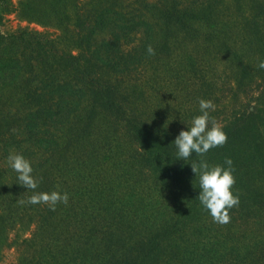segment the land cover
I'll return each mask as SVG.
<instances>
[{"label": "trees", "instance_id": "1", "mask_svg": "<svg viewBox=\"0 0 264 264\" xmlns=\"http://www.w3.org/2000/svg\"><path fill=\"white\" fill-rule=\"evenodd\" d=\"M127 1H77L86 31L73 41L76 54L45 31L0 28V142L35 152L39 181L26 189L15 171L0 175V239L17 221L20 232L33 227L18 264H264V0H138L130 10ZM70 3L22 0L19 13L65 27ZM194 41L202 57L187 49ZM164 75L173 86L159 85ZM251 90L217 123L227 141L203 154L233 161L240 199L219 223L173 140L199 114L194 101L231 94L233 103ZM120 136L136 146L124 148ZM54 189L68 201H27Z\"/></svg>", "mask_w": 264, "mask_h": 264}, {"label": "clouds", "instance_id": "2", "mask_svg": "<svg viewBox=\"0 0 264 264\" xmlns=\"http://www.w3.org/2000/svg\"><path fill=\"white\" fill-rule=\"evenodd\" d=\"M149 54L154 53L151 44L147 46ZM259 68H264V59L258 61ZM215 105L211 99L201 97L199 99L200 112L194 115L188 127L182 128L173 140L176 145V158H182L185 163L191 162L192 170L199 177V199L201 204L210 211L213 219L219 223H227L230 220L229 210L239 203V195L233 191L235 175L232 168V158L225 157L224 163H210L203 154L210 148L222 145L227 141V133L224 128L216 123L209 126L210 109ZM193 153L200 159H191ZM9 164L17 173V183L26 189H37L38 179L33 174V165L23 153L11 151L7 157ZM69 194L59 190L33 191L27 198L32 204L47 202L55 207L58 201L67 202ZM24 203V201H21Z\"/></svg>", "mask_w": 264, "mask_h": 264}, {"label": "rangeland", "instance_id": "3", "mask_svg": "<svg viewBox=\"0 0 264 264\" xmlns=\"http://www.w3.org/2000/svg\"><path fill=\"white\" fill-rule=\"evenodd\" d=\"M22 0H0V28L2 32H9L12 31L16 28L19 27H28V28H34V29H38L41 31H45L48 33V35L55 37L60 41L59 42V46L58 48L60 49H64V51H68V52H73V53H78L79 49L78 47L73 43V41L78 38L81 34L85 33V29L83 28V25H78L77 24V15L78 12V8L76 7V3L78 0H73V3H70V8H71V12L70 15L71 19L69 20L64 19L65 20V24H67L65 27L62 26H57L55 24L50 23V25L48 24H41L39 23L36 19L35 20H29L27 17H22L21 16V12L19 13V9H20V2ZM70 0H63V2H67V4L69 3ZM85 1L87 0H81V2L85 5L87 4ZM147 1H151V2H157L158 0H147ZM160 1V0H159ZM176 1V3H180L179 6L185 5V6H189L192 5L194 2L197 1H205V0H174ZM131 5H127L128 9H132V8H136V6L138 5V0H129ZM173 1H167V4L170 5L172 4ZM126 3H128V1L126 0ZM69 5V4H68ZM162 5V4H161ZM88 7H90V4H88ZM162 9V7H161ZM78 11V12H77ZM148 16H150V19H154L155 15L152 14H148ZM62 23V24H64ZM102 31L105 30H96L94 32V36H98V35H102ZM135 37H139L141 35V33H137L134 34ZM199 42H201V40H199ZM187 49L189 51L194 52V54H197L199 56H203L202 52H198L197 50V42H189ZM179 49H176V51H178ZM209 55H212V53H209ZM222 59V58H221ZM215 64V65H214ZM222 64V60H220V58H216V60L213 61L212 63V68L215 66H220ZM219 68V67H218ZM148 74H151V71L148 72ZM148 80V79H147ZM172 82V81H171ZM143 83L146 84V86L150 89L148 82H144ZM160 86H164L168 88V85L173 86L172 83H170V78L166 75H164L163 77H161L160 82H159ZM229 90V89H227ZM257 90V88H256ZM254 91V90H253ZM252 90L249 91L248 93H250L249 95H247L248 93L244 94L241 93V95H239V100H234L233 103H227V100H230L231 98V94L228 95H224L221 98L220 104L219 102H214V113H213V118H214V122L217 123H222L226 120V118L228 116H230L234 110H236L238 107H241L242 103H244L245 101L250 100L251 98H254L256 96V92L254 93ZM152 92V91H150ZM243 95H246V97H244ZM188 95H180L179 96V101H185ZM172 96H167V101H171ZM193 98V97H192ZM218 98H220L218 96ZM217 98V99H218ZM173 99V98H172ZM198 108H199V101H194ZM218 106H222L221 107V111L216 110L219 109ZM212 117V116H210ZM123 131V132H121ZM120 133L124 134V130L123 128L121 129ZM8 138V137H7ZM120 141H123L124 144H122L124 146V148H131L134 145L136 146L135 142L132 143V141L127 140L126 138L120 136ZM27 144H13L11 142V138H9V140L7 141V143H4V141L0 142V175L2 174L3 177H5L6 179H9L12 177V173L13 170L9 164V161L7 159L9 152L11 151H16V152H21L23 153L28 159H30L31 162L36 161L37 155L35 154L34 151H32L31 149H27ZM13 223V222H12ZM19 226L20 223L17 221L16 223H14L13 225L7 227V236L6 239L3 237V239H0V264H18V261L21 258V246H20V242H21V238L22 237H26V236H31V230L33 229V227H31L30 230L25 231V232H20L19 230ZM2 237V236H0ZM19 237V239H18ZM17 239H18V243L17 244ZM25 246H22V249ZM28 252V251H27Z\"/></svg>", "mask_w": 264, "mask_h": 264}]
</instances>
